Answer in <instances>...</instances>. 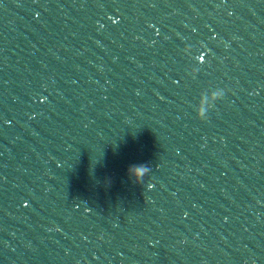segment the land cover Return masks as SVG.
<instances>
[{
  "label": "water",
  "instance_id": "water-1",
  "mask_svg": "<svg viewBox=\"0 0 264 264\" xmlns=\"http://www.w3.org/2000/svg\"><path fill=\"white\" fill-rule=\"evenodd\" d=\"M0 264H264V0H0Z\"/></svg>",
  "mask_w": 264,
  "mask_h": 264
},
{
  "label": "clouds",
  "instance_id": "clouds-1",
  "mask_svg": "<svg viewBox=\"0 0 264 264\" xmlns=\"http://www.w3.org/2000/svg\"><path fill=\"white\" fill-rule=\"evenodd\" d=\"M135 173V169H133V174Z\"/></svg>",
  "mask_w": 264,
  "mask_h": 264
}]
</instances>
